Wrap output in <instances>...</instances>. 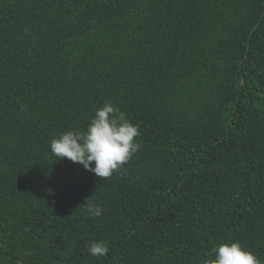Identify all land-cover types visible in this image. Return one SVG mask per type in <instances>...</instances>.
<instances>
[{
	"label": "trees",
	"instance_id": "obj_1",
	"mask_svg": "<svg viewBox=\"0 0 264 264\" xmlns=\"http://www.w3.org/2000/svg\"><path fill=\"white\" fill-rule=\"evenodd\" d=\"M105 103L140 148L104 180L49 143ZM237 241L264 264V0H0V264H201Z\"/></svg>",
	"mask_w": 264,
	"mask_h": 264
},
{
	"label": "clouds",
	"instance_id": "obj_2",
	"mask_svg": "<svg viewBox=\"0 0 264 264\" xmlns=\"http://www.w3.org/2000/svg\"><path fill=\"white\" fill-rule=\"evenodd\" d=\"M138 136V127L123 114H118L111 103H105L96 110L86 131L63 132L58 138L51 139L49 147L51 153L59 159L66 157L105 180L139 150ZM87 209L92 218L103 214L102 206L99 204L87 205ZM108 251V244L103 240H93L87 245L88 254L94 258L104 257ZM201 264H262V262L237 241L213 247L207 257L202 259Z\"/></svg>",
	"mask_w": 264,
	"mask_h": 264
}]
</instances>
